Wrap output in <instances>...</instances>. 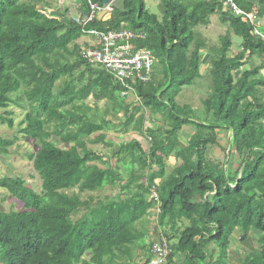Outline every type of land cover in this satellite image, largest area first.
Wrapping results in <instances>:
<instances>
[{
  "label": "trees",
  "instance_id": "obj_1",
  "mask_svg": "<svg viewBox=\"0 0 264 264\" xmlns=\"http://www.w3.org/2000/svg\"><path fill=\"white\" fill-rule=\"evenodd\" d=\"M77 1L86 14V3ZM233 2L261 24L232 14L223 0H160V17L144 0H120L108 20L86 27L38 3L0 0V123L12 128L10 109L25 112L18 133L39 145L28 157L41 180L37 193L20 177L0 179L22 206L0 212V264H148L153 240L145 244L139 225L154 208L171 250L167 264H177V255H185L179 264H229L235 232L248 253L234 264H264V39L253 33L264 36V0ZM212 16L241 39L236 55L228 34L211 47L198 31ZM89 29L146 34L136 49L157 59L151 80L128 81L129 90L82 60L77 42ZM204 51L210 85L199 116L177 98L202 79ZM252 58L261 64L244 70ZM130 93L136 103L126 101ZM89 99L106 104L99 121L82 108ZM144 111L161 127L144 129ZM186 126L194 132L183 143ZM109 130L137 137L114 145L106 142ZM219 130L228 136L222 159L214 153ZM139 138L148 140V151ZM15 140L0 137V154ZM88 144L115 151L104 159ZM232 155L238 166H230ZM172 158L177 165L168 173ZM105 187L118 193L81 198Z\"/></svg>",
  "mask_w": 264,
  "mask_h": 264
},
{
  "label": "rangeland",
  "instance_id": "obj_2",
  "mask_svg": "<svg viewBox=\"0 0 264 264\" xmlns=\"http://www.w3.org/2000/svg\"><path fill=\"white\" fill-rule=\"evenodd\" d=\"M22 2L28 3H38V8L47 13L58 17L63 21H68L69 19L76 18L78 13V6L79 3L76 0H21ZM147 10L150 14L157 15L160 17V0H144ZM120 0H114L113 5L119 6ZM221 17L219 16H212L209 18V23L205 27H199L198 31L201 33L202 37L206 39L207 43L211 47H220V38L229 35L233 42V47L231 48V52L229 53L230 56H234L238 53V47L241 44V39L232 35L227 25H224L221 22ZM78 45L81 47H85L82 45L83 43L80 40L77 42ZM202 65H201V74L202 79L197 81L193 87L183 88L180 95L177 98V102L180 105H188L191 107L192 111H196L199 116L203 112V105L202 100L206 98V95L209 91V79L207 78L208 73V66L204 64L205 51L202 52ZM261 64V60L259 58H252L249 59L244 70L247 69H254L256 66ZM264 74V71H263ZM237 74L235 73V77ZM264 98V89H261ZM128 103H136V97L133 94H128V98L126 100ZM105 102H95L92 99H89L87 103L82 104L83 110H86L89 107L91 110L89 114L93 117L94 120L99 121L101 117L104 115L105 109ZM14 112L11 116L13 121V127H9L6 123H0V137L10 138L13 139L15 136L17 140H15L14 144L9 147L8 154H0V179L4 177H20L26 181L27 186L31 188L33 191L39 193L41 191V180L40 177L36 174L33 170L32 162L29 159V155L35 154L38 149L39 145H37L36 141L31 140L29 138H25L22 134H19L18 131L20 129V122L24 119L25 112L21 111L17 107H13L10 109ZM145 115V127L144 129L148 128H159L161 127L160 122H156L152 119V116L149 112L144 111ZM0 115H3V111L0 110ZM119 119L122 120V114L118 115ZM110 119L112 120V116L110 115ZM194 132L192 127H184L182 131L179 133L180 140L183 143H186L187 137H189ZM121 136V137H120ZM106 142L113 143L114 145L119 144L121 141H130L135 139L137 135L133 132H130L126 135H120L118 133L112 132L111 130L106 132ZM145 138V137H144ZM139 138L142 142V146L145 151H148L149 142L147 139ZM217 142L219 148L215 149L216 156L219 158H223V152H226V147L228 144V136L227 133L223 130H219L217 133ZM63 147V145H60ZM88 148L93 150L94 152L103 155L108 159L110 154L112 155L115 151V148L106 149L103 145H92L88 144ZM223 149V150H222ZM211 152V151H210ZM227 153V152H226ZM230 166L232 165L238 166L240 164V158L237 156L232 155L229 159ZM177 165L176 160L169 159L167 162V172L169 173L173 167ZM137 179L144 181L142 175L134 173ZM118 193V189H110L105 187L99 192L96 193H84L81 195L82 199H87L89 196H93L95 198H104L105 196L116 195ZM2 204V209L0 212H9V211H19L21 210L22 206L17 200H14L8 196V193L5 189L0 188V205ZM83 214L81 211L76 217L80 218ZM75 217V218H76ZM157 218L156 216L152 217L150 220H143L141 221L139 228L141 230H145L144 232L147 233V237L145 240V244L148 246L151 244L153 238L157 235ZM160 238H165L164 235H159ZM238 238L237 233L235 234V243L239 244L236 239ZM154 243V242H153ZM241 253H248V250L242 247ZM144 256H142L143 258ZM145 259V258H144ZM142 263V262H141Z\"/></svg>",
  "mask_w": 264,
  "mask_h": 264
},
{
  "label": "built area",
  "instance_id": "obj_3",
  "mask_svg": "<svg viewBox=\"0 0 264 264\" xmlns=\"http://www.w3.org/2000/svg\"><path fill=\"white\" fill-rule=\"evenodd\" d=\"M86 3L88 12L79 13L75 18L76 23L86 27L98 22H104L109 19L113 12V2L104 5L95 0H80ZM225 6L236 16H244L252 24L259 26L260 21L256 20L253 13L247 14L240 10L233 0H223ZM255 35L264 36L254 29ZM84 36L93 40L90 47L81 48L80 56L82 60L90 65L100 66L107 73L111 74L121 85L127 86L128 81H139L147 83L151 80L156 57L149 50L136 49L138 41L145 40L146 34L143 32H134L130 29H123L119 32H100L95 29L84 30ZM150 198L159 202L156 190L153 188ZM159 213V208H156ZM171 250L166 238H160L153 243L150 249V260L148 264H167Z\"/></svg>",
  "mask_w": 264,
  "mask_h": 264
},
{
  "label": "crops",
  "instance_id": "obj_4",
  "mask_svg": "<svg viewBox=\"0 0 264 264\" xmlns=\"http://www.w3.org/2000/svg\"><path fill=\"white\" fill-rule=\"evenodd\" d=\"M77 1V0H76ZM77 15H79V12L77 13ZM75 19V18H74ZM80 42H82L83 44L82 45H88V46H91L92 44H93V40L91 39V38H89V37H86V36H84V37H82L81 39H80ZM121 137V136H120ZM104 159H106V158H104ZM155 183L157 184V183H159V180H155ZM157 192V191H156ZM157 195H158V193H157ZM0 206H2V204L0 205ZM2 209V207H0V210ZM154 216H156V218H157V212H156V208H154V209H151L150 210V214L147 216V220H150L152 217H154ZM156 231H157V235H156V237L155 238H153L152 240H153V242L155 243V242H157L159 239H160V237H159V235L161 234V232H160V230H158V229H156ZM237 232H235V234H236ZM235 234H234V237H235ZM161 236H162V234H161ZM242 245L241 244H236L235 242L233 243V246H232V248L230 249V253H232V255H235V256H240V255H246L245 253H241V250H242ZM214 248H212V250H213ZM216 254H213V258L215 259L216 258ZM235 256L233 257V258H235ZM233 258H231L230 259V263L229 264H234V263H236V258L235 259H233ZM184 259H185V255H177L176 257H175V259H174V261L177 263V264H179V263H182L183 261H184Z\"/></svg>",
  "mask_w": 264,
  "mask_h": 264
},
{
  "label": "water",
  "instance_id": "obj_5",
  "mask_svg": "<svg viewBox=\"0 0 264 264\" xmlns=\"http://www.w3.org/2000/svg\"><path fill=\"white\" fill-rule=\"evenodd\" d=\"M97 1H99L100 3H102L104 5H107V4L111 3V2H113L114 0H97Z\"/></svg>",
  "mask_w": 264,
  "mask_h": 264
}]
</instances>
